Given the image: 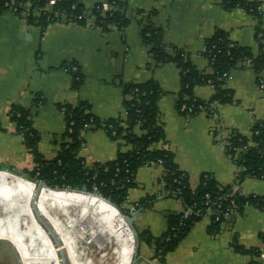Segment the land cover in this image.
Listing matches in <instances>:
<instances>
[{"label": "crops", "instance_id": "0c3cea01", "mask_svg": "<svg viewBox=\"0 0 264 264\" xmlns=\"http://www.w3.org/2000/svg\"><path fill=\"white\" fill-rule=\"evenodd\" d=\"M102 1L110 0H77L87 11ZM117 1L122 3L128 23L124 28L110 26L105 31L88 22H53L41 30L23 24L10 11L0 14V167L20 173L35 166L10 120L11 106L30 111L32 127L39 136L37 149L45 159H52L64 141L65 118L59 105L85 101L100 120L123 117L122 85L153 79L163 90L158 120L165 133L164 141L156 146L174 153L190 186L195 188L200 175L209 173L221 187L231 186L241 195H256L264 201V177L246 175L238 181L240 168L224 150L231 132L249 138L256 123L264 124V70L257 73L248 65H237L224 84L232 92V102L215 103L213 115L181 114L175 106L180 91L179 69L174 63H156L141 40L140 21L152 12L154 24L163 29L164 42L183 49L196 69L208 72L205 41L217 30L258 53L259 42H264V0H259L260 25L248 11L225 9L220 0ZM69 62L84 77L77 90L72 89V76L62 66ZM213 94L210 85L193 88V95L200 100H209ZM126 148L103 128H96L84 133L79 156L87 165L106 163ZM161 177L160 165L142 166L127 191V208L147 200L148 206L137 209L134 226L138 233L148 231L151 237L166 230L169 212L184 208L179 199L165 191ZM0 203L8 208L0 214V239L13 243L23 264H59L56 249L34 217L32 204L63 241L71 264L132 261L134 235L120 212L99 197L43 186L36 191L33 182L0 169ZM209 223L205 218L197 221L176 248L165 254L163 263L154 257V246L144 241L149 250L143 255L151 258V264H264V205H245L241 212L232 213L217 233L208 232ZM88 235L107 245L108 250L102 251L97 261L78 242L79 237L86 239ZM237 246L258 249L260 254L254 256ZM110 256L113 261L108 262Z\"/></svg>", "mask_w": 264, "mask_h": 264}, {"label": "trees", "instance_id": "16d2710c", "mask_svg": "<svg viewBox=\"0 0 264 264\" xmlns=\"http://www.w3.org/2000/svg\"><path fill=\"white\" fill-rule=\"evenodd\" d=\"M10 0H0V14L8 11L6 3ZM22 4L25 0H14ZM115 9L102 12L95 4L91 9L94 24L104 31L110 26L124 28L128 18L122 13V3L110 0ZM225 9L241 8L251 13L260 25L261 11L259 0H220ZM47 0H32L33 9L29 13H15L25 25L40 27L41 30L55 21L61 13L67 16L81 15L85 9L77 0H60L52 9L45 8ZM152 12H147L140 20L142 24L141 40L149 47L151 56L158 64L174 63L179 69L180 91L176 101V109L184 115H194L204 112L206 115L215 113V103L232 102V92L224 86L225 73H230L239 64H247L255 72L264 70V42H259V51L255 55L247 47L231 41L228 35L217 30L205 41L203 54L208 60L210 71L202 72L194 67L185 51L179 47L168 45L163 40V29L154 24ZM77 24L84 25V18L76 20ZM259 33V32H258ZM261 38L263 36L261 35ZM260 39V38H259ZM211 57L213 60L211 61ZM72 76L71 87L77 90L83 82V74L73 62L64 63ZM210 85L214 89L213 97L209 100H200L193 95L196 85ZM123 90V117L100 120L96 117L89 103L79 101L76 104H61L65 118L64 141L56 156L45 159L37 149L38 133L32 127L30 111L18 105L11 106L10 120L15 125V131L23 138L25 147L32 155L35 166L31 170L20 173L10 168L0 167L10 172L22 175L30 181L42 180L50 188L71 189L86 193H93L114 205L122 215L130 213L126 207L127 191L134 185V177L138 168L156 164L162 168L161 183L169 196L179 199L183 211L188 209L190 214L182 218L183 211L169 212L166 216V230L158 237H151L148 231L138 233L139 242L142 240L154 246V257L164 262V256L174 250L177 244L186 236L190 228L201 220L207 210L229 206L233 213L241 212L245 205L263 206L264 201L256 195H241L231 193L232 187H221L209 174L202 173L198 185L190 186L185 172L181 171L175 160L174 153L168 149L157 148V144L164 141L165 133L159 123L158 101L163 94L160 85L153 79L142 82H128L122 85ZM35 98L33 105L38 103ZM184 106V108H182ZM103 128L115 141L126 146V150L118 151L115 158L106 163L87 165L79 156V150L84 145V133L87 130ZM225 153L240 168L238 181L250 175L256 178L264 177V124L256 123L252 134L248 138L234 131L231 132ZM161 161V162H159ZM209 195L210 202L205 203V195ZM91 195V194H90ZM137 209L148 206L146 199L137 203ZM224 220L214 221L210 218L209 233H217ZM264 239V233L261 235ZM236 246V245H235ZM240 251L258 255V249H241ZM139 252L137 253V255ZM260 254V253H259ZM251 264H258L252 261Z\"/></svg>", "mask_w": 264, "mask_h": 264}, {"label": "built area", "instance_id": "2783aa9c", "mask_svg": "<svg viewBox=\"0 0 264 264\" xmlns=\"http://www.w3.org/2000/svg\"><path fill=\"white\" fill-rule=\"evenodd\" d=\"M58 1H60V0H47V4H46L45 8L52 9L53 6ZM6 5L8 7V11H10L14 14L17 12H22L24 14H27L30 12L31 9H33L32 0H25L22 4L21 3L18 4V3H15L14 0H10L8 3H6ZM97 8L99 10H101L102 12H107V11H112L113 9H115V5L111 1H102L97 6ZM91 9L89 11L85 10L84 13L81 15H74V16H67L66 14H63V13L58 15L57 13H55V16H58V20L55 22L76 23V20L84 18L86 22L94 23V16L91 14ZM33 11H34V9H33ZM212 60H213V57H211V61ZM248 63H249V60H247L245 62V65H247ZM75 69H76V66H72V70H75ZM225 77L229 78L230 73H225ZM182 108H184V106H182ZM82 147H83V145H82ZM159 162H161V161H159ZM237 192L238 191H236L235 189H232L231 193L233 194V193H237ZM205 198H206L205 203L208 204L210 202L209 195L206 194ZM136 207H137L136 203L131 204L129 206V211L130 212L136 211L137 210ZM232 213H233V211L229 206L221 207V205H217L216 208H214L212 210H207L203 218L207 219L209 222H210L211 217L214 218V221H218L220 218H222L224 220V223H225L226 221L230 220ZM189 214H190V211L188 209L184 210L183 214H182V218H186ZM147 261H145L144 263H140V264H147L146 263ZM148 262L150 263V260Z\"/></svg>", "mask_w": 264, "mask_h": 264}, {"label": "water", "instance_id": "95a60500", "mask_svg": "<svg viewBox=\"0 0 264 264\" xmlns=\"http://www.w3.org/2000/svg\"><path fill=\"white\" fill-rule=\"evenodd\" d=\"M6 171H8V170H6ZM21 177L24 178V179H27V178H25L22 175H21ZM33 183L36 185V191H38V189H39L40 186L47 187V186H45V184H44V182L42 180H38V181L33 182ZM47 188H50V187H47ZM50 189H54V190H68V191H74V192H79V193L81 192V191L71 190V189H59V188H50ZM82 193H86V192H82ZM86 194H91V195H94L96 197H99V196H97V195H95L93 193H86ZM104 201L107 202L108 204L112 205L108 201H106V200H104ZM112 206L115 207L114 205H112ZM117 211L119 212L118 209H117ZM138 211L139 210L130 212L128 215H122L120 213L121 216H123V218H124L125 222L127 223L128 227L130 228L132 234L135 237V247H134V252H133V256H132V261H131L130 264H134L135 263V260L137 258V253H138V250H139V237H138V232H137V230H136V228L134 226V222L136 221V217H137L136 215H137ZM34 213H35V219H36L37 223L42 227V229L46 233L47 237L51 241L53 247L57 250L56 251V255L58 257L59 263L60 264H71L70 263V259H69V255L67 253V250L63 247V242H62L61 238L55 232V230L52 227V225L48 222L47 219H45L44 216H42L41 214H39L36 210H34ZM1 240H3L4 242L9 243V248L12 251V253L14 255V258H15V263L16 264H23L22 261H21L19 252L16 249V247L9 240H4V239H1Z\"/></svg>", "mask_w": 264, "mask_h": 264}, {"label": "rangeland", "instance_id": "374dc122", "mask_svg": "<svg viewBox=\"0 0 264 264\" xmlns=\"http://www.w3.org/2000/svg\"><path fill=\"white\" fill-rule=\"evenodd\" d=\"M7 209L4 207V205H2V203H0V214L1 215L2 214L4 215L5 212H7ZM7 214L10 215V213H7ZM72 229H75V227H72ZM134 239H135V237H134ZM78 242L80 245H83L85 247V251H86L85 253L89 252L90 257H92L96 261H97V258H99L102 251L108 250L106 244H103L102 241L99 242L97 238L91 237L90 235H88L86 237V239L79 237ZM147 250H149V249L146 248L145 244L141 240L139 242V250H138L139 254L137 255V258H136L134 264L144 263L145 261H147V260L149 261L151 259L150 257L143 255L144 253L145 254L147 253ZM147 255H149V254H147ZM111 261H113V259L110 256L108 258V262H111ZM148 261L146 263L150 264ZM0 264H16L14 255L9 248V243L4 242L1 239H0Z\"/></svg>", "mask_w": 264, "mask_h": 264}, {"label": "bare ground", "instance_id": "6f19581e", "mask_svg": "<svg viewBox=\"0 0 264 264\" xmlns=\"http://www.w3.org/2000/svg\"><path fill=\"white\" fill-rule=\"evenodd\" d=\"M17 175V174H16ZM19 176V175H18ZM21 177V176H20ZM25 180H27V179H25ZM27 181H29V180H27ZM31 182H33V181H31ZM41 187V186H40ZM44 187V186H43ZM47 188V187H46ZM48 189H50V188H48ZM51 190H54V189H51ZM54 191H65V192H74V191H68V190H54ZM74 193H78V194H84V195H89V196H93V197H96V196H94V195H90V194H86V193H82V192H74ZM32 209H33V212H34V210H36V207H35V205L34 204H32ZM37 211V210H36ZM39 213V212H38ZM39 214H41V213H39ZM43 216V215H42ZM34 217H35V213H34ZM46 219V218H45ZM56 232V231H55ZM58 235V234H57ZM63 242V241H62ZM63 247H64V244H63ZM65 248V247H64ZM66 249V248H65ZM57 251V250H56ZM68 253V252H67ZM58 258V257H57ZM59 261V260H58ZM71 263V262H70ZM131 263V262H130ZM60 264V263H59Z\"/></svg>", "mask_w": 264, "mask_h": 264}, {"label": "flooded vegetation", "instance_id": "af4514ba", "mask_svg": "<svg viewBox=\"0 0 264 264\" xmlns=\"http://www.w3.org/2000/svg\"><path fill=\"white\" fill-rule=\"evenodd\" d=\"M68 251V250H67Z\"/></svg>", "mask_w": 264, "mask_h": 264}]
</instances>
